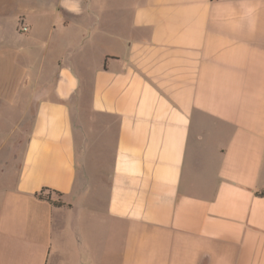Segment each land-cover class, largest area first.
Masks as SVG:
<instances>
[{
  "label": "crops",
  "instance_id": "obj_1",
  "mask_svg": "<svg viewBox=\"0 0 264 264\" xmlns=\"http://www.w3.org/2000/svg\"><path fill=\"white\" fill-rule=\"evenodd\" d=\"M18 19L25 65L36 42L56 71L0 189V264H264V0H0V47ZM85 77L113 135L101 208L74 193Z\"/></svg>",
  "mask_w": 264,
  "mask_h": 264
},
{
  "label": "rangeland",
  "instance_id": "obj_2",
  "mask_svg": "<svg viewBox=\"0 0 264 264\" xmlns=\"http://www.w3.org/2000/svg\"><path fill=\"white\" fill-rule=\"evenodd\" d=\"M19 4L12 3L13 18ZM28 35V25L18 19L13 27L12 50L0 47V189L10 185L19 170L35 106L39 97L50 96L56 71L52 48L36 42L29 45V65H25L23 39ZM89 97L90 81L85 77L70 100L76 138L74 193L78 202L101 208L110 182L113 135L95 132L108 123V118L90 111Z\"/></svg>",
  "mask_w": 264,
  "mask_h": 264
},
{
  "label": "trees",
  "instance_id": "obj_3",
  "mask_svg": "<svg viewBox=\"0 0 264 264\" xmlns=\"http://www.w3.org/2000/svg\"><path fill=\"white\" fill-rule=\"evenodd\" d=\"M34 196L38 199L46 200L54 206H70L62 201V193L49 188H42L38 193H35Z\"/></svg>",
  "mask_w": 264,
  "mask_h": 264
}]
</instances>
